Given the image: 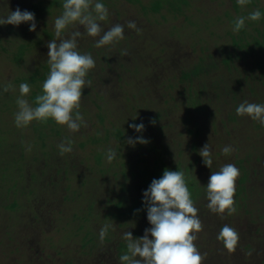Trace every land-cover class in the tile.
Masks as SVG:
<instances>
[{"label":"trees","instance_id":"1","mask_svg":"<svg viewBox=\"0 0 264 264\" xmlns=\"http://www.w3.org/2000/svg\"><path fill=\"white\" fill-rule=\"evenodd\" d=\"M20 1L22 0H19L18 4ZM62 3L63 0L58 1V5L62 6ZM32 4L31 11L33 10L36 14V10L41 8V5H39V2ZM233 5L235 10H239V6L236 2H234ZM144 8L147 10L146 7ZM159 9L160 6H153V10L158 11ZM261 12H264V10ZM113 15L109 14L108 19L101 22L102 28L107 24L110 26L117 23L126 25V23L123 24L124 22H122V19L118 14ZM234 21L235 20H233V23ZM245 23H248L246 19ZM22 24L14 26V28H18V31L20 32V34L16 35L14 38L16 46H18L19 43H22L23 39L20 38H23L25 34L29 35L28 30L20 28ZM135 24L137 28L138 23ZM25 26L28 27L27 25ZM246 27L247 26L244 25L238 33L245 34L247 30ZM8 28L14 29L11 25H9ZM23 30L24 34H22ZM135 31L138 32L139 30L137 31L125 27L124 39L125 36L127 37L129 34H133ZM46 32L47 33L45 34L48 36V39L46 40H39L37 42L35 37H32V40L35 41V44L38 46L34 58H38L40 49H47V47H44L47 45L46 43L50 39H54V33L52 30ZM8 33H10L9 30ZM150 33L151 31H148L144 35V38H140L141 46L138 49H142L143 54H138V56L145 62L144 65H142V68L141 65L137 64V58L133 61V66H131L129 63H131L130 60L132 57L128 54L125 55L124 52L123 55L121 51H118L119 54L112 52L107 56L105 54L108 52L106 51V47L108 49L110 48V45L97 48L94 45L95 38H84L83 36L79 38V51L90 53L95 60V68L90 71L87 77L91 83L83 90L82 99L87 97L92 106V110L95 109V117L99 118V124L102 126L101 129L96 130V132L93 133L92 130H86L85 125L83 124L80 130L75 132L74 135V133H71L66 127H62L52 120L45 122L39 121V126H34L35 129L39 130L38 141L42 147L41 168L38 166L37 168H39V172L41 170V177L46 176V174L50 176V171L54 170L55 176L61 178V181L55 185V188H59L58 194H61V201L63 206H65V209H68L69 207L72 211V215L68 216V219H70L74 227L77 229L74 230L75 232H70V242L74 241L75 238L78 243L80 242L78 246L80 248L79 255H81V257L75 258L73 256H68L69 259H66L63 264H99V262L100 264H119V261H116L115 257L114 260L110 258V255L105 249L111 248L112 252H114V256L116 253H119L120 255L126 251V243L122 239L121 234V232L126 231L125 228H123L125 221L133 217L135 218L136 216H141V219L146 220L144 221L145 224L142 226L143 228H149L151 225L146 219V206L143 208L139 201L135 200L126 205L123 200L124 196H115V200L114 197H109L110 194H113L114 192L112 191V193H109V188L105 187L109 178V168L105 167L104 156L100 152L94 157V162L96 164L91 169V171H95V174H93V172L81 173L74 163V154H69V158L66 159V154H61L59 149L54 151L56 149L53 148L54 145L51 142L48 146L50 147L52 145L50 149L53 151H45L46 144L51 139L50 136L46 134V129L49 128V126H53L51 131L55 132L57 136L62 137L64 143H67L70 140L71 144H73V137L76 136L78 138L79 133L86 136V139L88 138L89 141H97L98 139V141L105 142L112 136L117 142L116 148L118 150L123 146H127L129 136L132 135L133 139L136 136H143V138L148 140V143L146 144H151L154 148L158 149L159 152L164 154V159H167V150H169L172 145H178V148L173 147L169 150L170 154L172 151H177V157L176 160H174L176 163H168L165 167L161 157H154L155 171L153 172L154 174L158 172L159 178L164 171V169H162L163 167L167 170H171L172 167L178 166L181 167V171L183 172L186 170L189 171L187 166L181 164L182 159H184L183 154H185V151L180 148L181 141H179L180 143H177L175 140V135H180V129L186 128L188 131L187 133L190 136L194 134L192 140L195 150L199 144L200 135L202 131H204L206 125L209 124L212 129L218 128L219 131H217V134L219 139L217 143L220 142V147L223 148L225 146H230L231 151L227 154L224 153L226 156H229L227 163L230 162V155L233 154V158L236 161L232 164L238 167L239 170V175L235 181V192L233 196L235 208L234 213L243 208L248 215L254 217V219L251 218L249 220L250 223L254 224L255 222H258L262 225L264 224V161L262 155V152H264V142L259 138L256 140L257 142H255L256 144L260 142V145H254V143H251L250 147L246 148L249 145L250 137L245 136L243 132L240 131L241 127L239 126V120L243 119V117L236 114V107L241 103L238 99L239 97L237 93V86L241 81H236V83H234L228 78L231 70L228 54L224 53L222 56L217 55L218 58H216V54L207 51L209 49L206 47H202L200 55H196L195 47L192 51L189 48L190 50L187 51V54H183L184 47L179 45L178 42H175V40V43L172 42L171 45L168 43H162L159 39L150 37ZM130 40H127V42ZM127 42L125 43L126 45ZM259 46L264 47V44H259ZM24 53L26 52H21L20 49H17L14 60L16 62H25ZM166 53H168L167 57H165ZM203 53L206 54L204 55ZM150 58H158L160 64H162V60H167V64L164 63L162 65L167 66L168 63H170L169 68L176 70L174 72L178 74V82L186 83L187 88L181 89V87H174L173 85L163 86L158 79L159 76L155 78L150 72L149 65H152L150 64ZM33 63L35 62L33 61ZM261 66H264V63H262ZM39 67L42 69L40 71H43V75H38V73H36L34 75L17 79V82L20 83L27 82L29 84H34L36 91L34 90L30 94L33 101L35 96L40 94L41 84L47 76V59L44 63L40 62ZM124 72L127 74L126 77L122 76ZM120 80H123L122 84H120ZM196 86H198L196 88L197 96L184 93L185 91H189L190 88H195ZM257 88L258 85L248 88V90L251 92L252 90H257ZM135 90L136 92H134ZM131 93L137 95L134 105H130V102L128 101V99L131 100L134 98L130 96ZM203 94H206V96L209 94V96L211 95V98L208 97L207 99H203ZM259 101L261 100L253 99L252 102L260 103ZM167 107H169V109H167ZM80 112L84 118V123L87 124L88 120L85 118L88 117V110L85 109L82 104ZM180 113H183L184 117L180 116ZM196 116L199 117V120L195 119ZM107 117L112 120L114 118L117 122L109 121L106 124L105 120ZM229 118L234 121V125L232 126L234 129L231 130L234 131V133L229 131ZM152 121H154V123H152ZM160 121H163L164 123L159 124ZM132 123H143V131L137 133L134 129L129 128V124ZM259 126L264 129V126L261 124ZM152 127H157L155 132L151 130ZM167 129L175 130V132L171 134L169 133V130L166 131ZM157 131H161L160 139L155 142H150L155 140V137L159 133ZM69 132L71 135H69ZM101 133L105 135V138L100 136ZM261 142L263 143L261 144ZM138 144V146L146 145ZM17 147V145H13L6 149V153L10 156L8 160L11 161H4L8 165L4 164L0 169V197L4 199L6 198L8 201L9 196H11L9 205H6L5 207L13 213L16 212L17 209L22 208L17 194L18 192H23L19 189V186L8 184L13 181L19 183L20 179L23 180L26 175L21 168L22 163L17 167V164H15L17 160H15L14 151L17 150H15ZM84 147H86L85 143H80L79 148L84 149ZM19 149H23V147L21 146ZM150 151L152 150L147 148V153ZM36 160H38L37 157ZM49 163H52V165H49ZM122 163L124 164V162ZM192 165L195 167V177H197L196 174L199 175V178L196 180L199 181L198 185H200L202 189L200 196L201 203H204V205L199 206L194 203L197 209L198 207L201 208V211H198V216L202 224V230L197 233V239L194 243L203 257L202 264L247 263L248 259L245 256H250L251 252L253 254L255 250L259 251L258 247L262 248V245H264V228L260 230L256 229V236H252L249 239V242H245L246 240H238L234 250H227L223 246L222 241L217 239V234L223 225L228 224L221 222V214L210 211L207 207L208 202L205 195L206 189L204 187L208 182L211 171H219L220 169L218 170L217 166L213 163L211 169H209L203 164L202 160L197 158ZM85 168L88 169L89 166H85ZM47 169L50 171L48 170L47 172ZM145 172V170L142 171L143 175L146 174ZM34 176L35 174L32 175L29 180L27 179L28 186L27 188H24L26 189V192L34 194L35 196L39 194V197L41 195V197L49 196L51 191L45 189V184L41 189L40 177L33 178ZM50 179L52 181H57L56 178ZM100 180L103 183H101ZM143 181L148 182V179L145 178ZM35 182L39 184L38 191L34 186ZM87 189H90V191H87ZM102 194H105V201L111 202L112 206H114V210L108 211V213L106 211L95 212L97 207H101L97 204L101 200ZM62 212L63 210H61V213ZM10 216L8 220H12L10 219ZM91 219L101 220V226L93 227L92 225L90 227L88 221ZM116 220H123L124 222L118 223L117 225L111 223L108 224V222ZM67 224H65V226ZM105 226H108L106 233H111V235L108 237L105 233L104 238L100 239V230ZM58 228L61 227L58 225L56 228L57 231L59 230ZM129 232H134V234L132 233L134 237L137 235L135 231ZM213 234L215 235L214 237ZM210 236L212 238H210ZM95 237L97 240L94 239ZM139 237H141L140 234ZM69 238L70 235L63 232V240L67 245L69 243ZM204 238H206L207 241L210 238L211 242L209 247L205 246V250L203 245ZM64 243L55 244L52 241V243L48 242V245L52 246L53 249L62 247L61 250H53L56 255H58V253H63L62 255H66L68 252L72 253V250L68 248L69 245L66 248V246H63ZM38 245L40 244L36 243L33 238L32 240L28 239L26 245L20 244V246L25 248L20 256H23L24 259L28 261L27 264H39V261L37 260L38 258L43 260L46 257H49L43 248L37 247ZM36 248L39 250L37 251ZM65 248L66 250H64ZM206 250L210 252L209 258L206 257ZM19 251L20 247L17 246L15 247V250H13V253L17 254ZM36 252L38 254H36ZM105 253L108 254L109 257H105ZM54 257L55 255L50 259L52 263H56ZM24 262L26 263V261Z\"/></svg>","mask_w":264,"mask_h":264},{"label":"rangeland","instance_id":"2","mask_svg":"<svg viewBox=\"0 0 264 264\" xmlns=\"http://www.w3.org/2000/svg\"><path fill=\"white\" fill-rule=\"evenodd\" d=\"M58 1L59 0H22L18 4L19 0H0V14L4 15L7 14L8 9L14 11L19 7L21 10L26 9L31 11L32 3L39 2V5H41V8L36 10V14L33 10L31 11L35 14L37 25L36 30L29 31V28L25 26H28L26 23H23L20 26L21 29L25 28L28 30L29 35L25 34L23 38H20L23 39V41L22 43H19L18 46H16L14 42L16 35L20 34L18 28H14L13 25H11V27L13 26L14 29L8 28V24L0 26V169L4 164L8 165L6 160H8L10 156L6 153V149L13 145H17L18 147L15 148V150H17L14 151L15 160H17L15 164H17V167L22 163L21 168L26 174L23 180L20 179V184L16 181L8 184L17 185L19 186V189L22 190L23 193L18 192L17 194L22 208L17 209V211L13 213L5 207L6 205H9L11 196H9L8 201L6 198L4 199L0 197L1 264H27L28 261L25 260L23 256H20L25 250L20 244L26 245V241L28 239L32 240V238L35 239L36 243L40 244L37 247L43 248L45 253L49 256L43 260L38 258L37 260L39 261V264H63L66 259H69L68 256H73L75 258L81 257V255H79L80 248L78 246L80 242L78 243L76 238L74 241L70 242V232H75L74 230H77L70 219H68V216L72 215V211L69 207L68 209H65V206H63L61 201V194H58L59 188H55V185L61 181V178L55 176L54 170L50 171L47 169V172L48 170L50 171V176L46 174V176L41 177V170L39 172V168H41L40 164L42 162V147L38 141L39 130L34 127L39 126V121H33L27 127H16L14 124V113L17 111L15 100L19 95L18 86L20 84V82H17V79L34 75L36 73H38V75H43V71H40L42 69L39 67V63H44L47 59L48 49L41 50L40 48H38L40 49L39 57L34 58L38 46L35 44V41L32 40V37H35L37 42L39 40L43 41L44 39H48V36L45 34L47 33L46 31H53V21L55 17L62 12V6L58 5ZM234 2L239 6V10H235L233 5ZM103 3L108 9L109 14H118L121 17L122 22H124L123 24L128 21H135V23H138L137 29L140 28L138 29L139 33L135 31L133 34L127 35L128 39L125 36V39L109 44L110 48L108 49L105 45L104 47H106V51H108L105 53L107 56L112 52L119 54L118 51H121L122 55L124 52L125 55L128 54L132 57L131 60L129 59L131 61V63H129L131 66H133L132 63L137 58L136 62L141 65L142 68V65H144L145 62L138 56V54H143V50L138 48L141 46L140 38H144V35L148 31H151L149 35L150 37H155L162 43H168L171 45L175 40V42H178L179 45L184 47L183 54H187V51L190 49L191 51L192 49L194 50V47L196 55L201 54L202 47H206L209 49L207 51L216 54V58H218L217 55L222 56L224 53H227L231 69H229L230 75H228V78L234 83H236V81H241L237 86L239 101L253 103V99H259L262 101H259L260 104H264V66H261L262 63H264V47L259 46V44H264V12H261L264 10V0H243V2H238V0H103ZM154 5L160 6V9L158 11L153 10ZM144 7H146L147 10H145ZM257 9L261 12V18L257 21L247 19L248 14ZM240 16L245 17L248 21V23L244 24L247 26L245 34L233 31V20ZM109 27L111 26L107 24L103 29L107 30ZM7 28L10 33H8ZM79 30L83 32L82 27H79ZM22 34H24V30ZM83 37L93 38L88 37L87 35H83ZM53 38L55 37L53 36ZM98 38L99 37H96L95 39ZM127 40L130 41L127 42ZM126 42L127 45L125 44ZM44 47H47V45ZM17 49H20L21 52H26L24 53L25 62H16L14 60ZM167 54L168 53L165 54V57H167ZM203 54L205 55L206 53ZM33 61L35 63H33ZM150 61V64L152 65H149V69L152 76L155 78L159 76L158 79L163 86L173 85L174 87L179 86L181 89L187 88L186 83L178 82V74L174 72L176 70L169 68L170 63H168L167 66L162 65L164 63L167 64V60H162V64L159 63L158 58L151 59ZM122 76L126 77L127 74L124 72ZM122 83L123 80H120V84ZM4 85L9 86L8 91L2 90ZM29 85L31 91L26 98L31 103L33 102V99L30 94L32 91H36V89L34 84ZM256 85H258L257 90L255 89L251 92L248 90V88ZM197 87L198 86L190 88L189 91H185L184 93L197 96ZM134 92H136V90ZM130 96L134 98L131 100L128 99V101L130 102V105H134L137 95L131 93ZM202 96L203 99H207L208 97L211 98V95L209 96V94L207 96L206 94H203ZM81 104L88 110V117L85 118L88 121L87 124L84 123L85 129L92 130V132L95 133L96 130L102 128L101 124H99V118L95 117V109L92 110V106L87 97L81 100ZM167 109H169V107H167ZM180 116H183V113H180ZM242 117L243 119L239 120V126L241 127L240 131H242L245 136L250 137L249 145L246 148H249L251 143H254V145H260V142L256 144V140L259 138L264 142V129L260 128L259 121L250 119L247 116ZM195 119L199 120V117L196 116ZM109 121L117 122L114 118L112 120L107 117L105 123L107 124ZM233 122L234 121L229 118V131L232 133H234V131H231L234 129L232 127L234 125ZM163 123V121H160L159 124ZM52 127L53 126H49V128L46 129V134H48L51 139L47 142L44 149L45 151L47 150L50 152L53 151L50 149L52 145L50 147L48 146L50 145V142L53 143V148L56 149L54 151H57L58 145L61 142H64L62 137L57 136L55 132L51 131ZM156 128L157 127H152L151 130L155 132ZM168 130L171 134L175 132V130L172 129H167L166 131ZM217 131H219L218 128L212 129L209 124L206 125L204 131H202L200 135L199 144L195 150L192 140L194 134L190 136L187 133V129L183 128L180 129V135H175L176 142L180 143L179 141H181L180 148L185 151V154H183L184 159H182L181 164L188 167L189 171L186 170V173L184 172L185 179L193 202L196 203L197 206L204 205V203H201L200 197L202 189L196 180L199 178V175L196 174L197 177H195V167L192 165L196 158L202 160V157L199 155V150L208 143L212 154L213 164L217 166L218 170L223 165L228 164L229 156L222 153L223 147H220V142L217 143L219 139ZM157 132L159 133L155 137V140L150 142H155L160 139L161 131ZM71 133L69 132V135H71ZM100 136L105 138L103 133H101ZM130 137L132 138V135L129 136V138ZM87 139L86 136H83V134L80 133L78 138L74 136L72 151L63 154H66V159L69 158V154H74L76 161H74V163L81 173L93 172V174H95V171H91V169L96 164L94 162L95 155L100 152L104 156L105 167L109 168V178L105 187L109 188V193H112V191L114 192L113 194H110L109 197H114L115 200V196H124L123 200L126 205L136 200L140 202V205L143 208L145 207V204L142 202V193L147 189L152 179L159 178L158 172H156V174L153 172L155 171L154 157H161L165 167L168 163H176L174 160H176L177 151H172L170 154L169 150L173 147L178 148V145H172V147L167 150V159H164V154L159 152L158 149L154 148L151 144L138 146V143L134 145L127 143L128 147L123 146L118 150L116 148L117 142L112 136L105 142L98 141V139L97 141H89V139ZM263 142H261V144ZM80 143H85L86 147H84V149L79 148ZM21 146L23 149H19ZM109 148L114 149L118 153L117 158L111 162H108L105 159L106 151ZM147 148H150L152 151L147 153ZM262 155L264 161V152H262ZM36 157L38 160H36ZM233 157V154L230 155L231 164L236 161ZM122 162H124V164ZM49 165H52V163H49ZM37 166L39 168H37ZM85 166H89V168L87 169ZM165 167L162 169L165 170ZM143 170L146 171L145 175L142 173ZM171 170H181V167H172ZM34 174L35 176L33 178L40 177V188L42 189L45 184V189L51 191L49 196L41 197V195L39 197L37 192L36 196L26 192V189L24 188H27L28 186L27 179L29 180ZM50 178H56L57 181H52ZM145 178L148 179V182L143 181ZM100 182L103 183L101 180ZM34 186L38 191L39 184L35 182ZM87 191H90V189H87ZM101 197L103 198H101L102 201L100 200L97 204L101 207H97L95 212L106 211L108 213V211L114 210V206H112L111 202L105 201V194H102ZM61 210H63L62 213ZM198 211H201V208L198 207ZM9 216L12 220H8ZM220 216L221 222L227 223L235 229L238 234V240H246L245 242H249V239L252 236H256V229L260 230L264 228V224L262 225L258 222H255L254 224L250 223L249 220L251 218L254 219V217L248 215L243 208L235 213H225ZM141 218V216H136L135 218L133 217L126 220L124 223L123 228H125L126 231H135L137 235L135 237L133 236L134 238L139 237V234L141 236L144 235L145 228L142 226L145 224L144 221L146 220ZM100 221L101 220L91 219L88 223L90 227L92 225L93 227H100ZM121 222L123 223L124 221L116 220L108 222V224L111 223L117 225ZM65 224L67 225L65 226ZM58 225L61 228H58L59 230L57 231L56 228ZM63 232L70 235L68 243L69 247L67 243H64ZM123 233L124 232H121V234ZM132 233L134 234V232ZM106 234L108 237L111 235V233ZM214 236L215 235L213 234V237ZM206 238H204L203 242L204 250L205 246H210V238L212 237L210 236L208 239L209 242ZM94 239L97 240L96 237ZM52 241L55 244L64 243L63 246L71 249L72 253L68 252L66 255H62L63 253H58V255L54 254L53 250H61L62 247L53 249L52 246L48 245V242L52 243ZM17 246L20 247V251L16 254L13 253V250H15V247ZM66 248L64 250H66ZM36 249L37 251L39 250L38 248ZM258 250L259 251L255 250L253 254L251 252L248 257L244 255L248 259L245 264H264V245H262V248L258 247ZM105 251L110 255V258L114 260L115 257L116 261H118L119 253H116L114 256V252H112L111 248H107ZM36 254L38 253L36 252ZM108 254L105 253L104 256L109 257ZM54 255L56 263L50 261ZM206 257H210V252L208 250H206ZM24 261H26V263Z\"/></svg>","mask_w":264,"mask_h":264},{"label":"clouds","instance_id":"3","mask_svg":"<svg viewBox=\"0 0 264 264\" xmlns=\"http://www.w3.org/2000/svg\"><path fill=\"white\" fill-rule=\"evenodd\" d=\"M108 16L109 11L103 0H63L62 12L53 21L55 38L47 42L48 73L41 84L40 94L30 103L26 98L31 91L29 83L21 82L18 86L19 95L15 100L17 111L14 113L16 127H27L33 121L52 120L70 132L80 130L84 124L80 112L82 93L91 83L87 77L95 68V60L90 53L79 51V38L83 35L99 37L94 40L95 47L99 48L124 39L125 27L138 31L135 21H128L126 25L117 23L103 30L101 22L106 21ZM260 18L261 12L258 9L250 12L247 17L252 21ZM22 23L28 24L29 31H35V14L19 7L14 11L8 9L6 15L0 14V26H19ZM244 24L245 17H237L233 31H239ZM78 26L83 28V32ZM8 89V85L2 88L3 91ZM236 114L247 115L264 126V104L243 101L236 107ZM129 128L141 133L144 125L132 123ZM127 142L130 145L146 144L148 140L136 136L134 139L130 137ZM58 149L61 154L71 152V141L61 142ZM230 151V146L222 149L225 154ZM117 155L114 149L109 148L105 159L111 162ZM199 155L203 164L211 169L213 161L208 143L199 150ZM238 175V168L231 163L223 165L219 171H211L204 185L210 211L218 214H231L235 211L233 196ZM142 197L146 206V219L151 227L146 228L144 235L137 238L129 231L122 234L126 251L118 256L119 264H202L203 257L194 243L197 233L202 230V224L184 172L165 169L160 178L152 179ZM107 227L101 228V239ZM217 239L222 241L227 250L232 251L238 242V234L234 228L225 224L217 234Z\"/></svg>","mask_w":264,"mask_h":264}]
</instances>
